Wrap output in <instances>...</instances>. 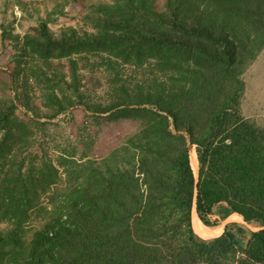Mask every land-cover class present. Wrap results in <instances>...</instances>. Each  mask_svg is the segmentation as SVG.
Returning <instances> with one entry per match:
<instances>
[{"label": "trees", "instance_id": "1", "mask_svg": "<svg viewBox=\"0 0 264 264\" xmlns=\"http://www.w3.org/2000/svg\"><path fill=\"white\" fill-rule=\"evenodd\" d=\"M89 12L94 31L55 35L41 21L12 35L17 70L50 111L25 121L13 99L0 108V264H264V126L241 111L264 0H107ZM90 57L108 73L106 101L80 91L78 59ZM77 105L137 127L100 158L62 151L22 171L34 133ZM194 210L206 225L236 212L259 228L235 222L204 239Z\"/></svg>", "mask_w": 264, "mask_h": 264}, {"label": "rangeland", "instance_id": "2", "mask_svg": "<svg viewBox=\"0 0 264 264\" xmlns=\"http://www.w3.org/2000/svg\"><path fill=\"white\" fill-rule=\"evenodd\" d=\"M103 1L107 0H0V108L9 105L13 99L16 103L14 114L18 118L31 121V118L37 115L35 117L39 121L49 120L46 116L50 109L44 105L42 88L32 79L25 82L23 70L21 69L20 73L17 70L19 52L14 47L12 35L19 34L22 37L37 27L41 21H46L55 35H59L66 26L76 27L80 31H94L92 21L86 18V15L90 13L93 4ZM164 3L165 0H157L160 7H163ZM4 30L8 35L6 39L3 38ZM78 60L80 91L87 98L106 101L108 73L105 68L93 65L98 61L95 57ZM53 64L59 71H69L66 59H55ZM131 69L125 66L123 73L129 75ZM244 79L246 90L241 104L242 114L264 126V49L246 70ZM104 117L93 115L92 112H87L83 105H77L51 118L55 125L40 126L41 131L32 136L31 139H35L36 142L31 150H28L29 153L27 152L28 158L24 160L22 171L27 169L31 158L34 165L50 158L56 162L62 151H69L76 157L86 155L100 158L137 127V122L133 120L110 121ZM2 136L3 130L0 129V138ZM193 147L195 146H191L190 149ZM12 167L9 164L5 166L7 169ZM62 185L63 182L58 183V186ZM48 197L49 194L42 193L40 202L48 203ZM35 215L33 213L32 220L26 226L27 237H30L33 227L39 225V219ZM208 219L215 224L207 226H222L223 231L227 224L237 221L251 230L259 228L244 220L231 219L230 215L225 219L221 218L218 212L208 216ZM6 224V221H0V227Z\"/></svg>", "mask_w": 264, "mask_h": 264}, {"label": "bare ground", "instance_id": "3", "mask_svg": "<svg viewBox=\"0 0 264 264\" xmlns=\"http://www.w3.org/2000/svg\"><path fill=\"white\" fill-rule=\"evenodd\" d=\"M191 162L193 165L194 170L197 172L198 170V160L195 147L191 149ZM231 219L235 220H243V217L239 213H234L231 215ZM238 222V221H237ZM193 225L197 234H199L203 238H212L217 237L223 231L222 226H215L210 227L205 225L201 219L199 218L198 214L194 211L193 212Z\"/></svg>", "mask_w": 264, "mask_h": 264}, {"label": "crops", "instance_id": "4", "mask_svg": "<svg viewBox=\"0 0 264 264\" xmlns=\"http://www.w3.org/2000/svg\"><path fill=\"white\" fill-rule=\"evenodd\" d=\"M234 213H236V212H234ZM234 213H232V214H234ZM232 214H231V215H232ZM231 215H230V216H231Z\"/></svg>", "mask_w": 264, "mask_h": 264}]
</instances>
